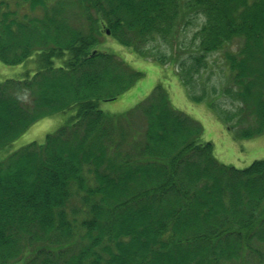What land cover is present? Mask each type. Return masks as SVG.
<instances>
[{
	"label": "trees",
	"instance_id": "1",
	"mask_svg": "<svg viewBox=\"0 0 264 264\" xmlns=\"http://www.w3.org/2000/svg\"><path fill=\"white\" fill-rule=\"evenodd\" d=\"M108 32L176 67L198 102L208 56L241 41L225 60L242 106L208 105L234 139L264 135V0H0V62L27 67L0 81V151L70 114L0 160V264H264V160L220 162L162 83L129 111L102 110L144 76L102 46Z\"/></svg>",
	"mask_w": 264,
	"mask_h": 264
},
{
	"label": "rangeland",
	"instance_id": "2",
	"mask_svg": "<svg viewBox=\"0 0 264 264\" xmlns=\"http://www.w3.org/2000/svg\"><path fill=\"white\" fill-rule=\"evenodd\" d=\"M201 20V18H195L192 26L187 28L184 34H182L184 40L181 39L180 41L190 43L191 48L194 47V44L191 42L195 37L194 33L202 23ZM102 40V46L104 48L118 52V55L133 69L144 73L143 78L131 89L121 94L118 99L102 102V110L111 114L129 111L140 101L145 100L153 92L158 83H162L169 92L170 100L174 108L189 115L202 125L203 139L213 143L215 155L220 162L226 165H233L237 168H245L254 160H264V135L250 140L234 139L224 121L218 118L208 105V101L214 97L216 105L221 110L236 111L242 106L240 100L226 94L228 89L236 90V86L233 80L230 79L231 75L229 74L225 60V52L230 49L238 51L241 46V41H235L224 50L211 53L208 56V66L206 69H202L201 73L196 76L195 88L191 90L195 95H200L205 90L208 101L198 102L188 96V91L180 83L178 78H176L178 69L176 71V67L173 65L166 64L163 66L151 62L150 59L145 60L139 58L127 49L116 46L114 40L109 36V33ZM164 45L163 47H157V49H166ZM165 49L162 52H165ZM171 51L168 52L171 53ZM177 52L181 54L182 59H185L191 53L190 50L180 48ZM26 68L25 64L8 66L0 62V81L10 78H21ZM213 89H216L217 96L214 95ZM69 115V113H58L54 116L42 118L27 132L17 138L9 150L0 151V160L5 158L9 152L17 150L31 142L43 143L48 134L55 132L65 124Z\"/></svg>",
	"mask_w": 264,
	"mask_h": 264
},
{
	"label": "water",
	"instance_id": "3",
	"mask_svg": "<svg viewBox=\"0 0 264 264\" xmlns=\"http://www.w3.org/2000/svg\"><path fill=\"white\" fill-rule=\"evenodd\" d=\"M109 33V32H108Z\"/></svg>",
	"mask_w": 264,
	"mask_h": 264
}]
</instances>
